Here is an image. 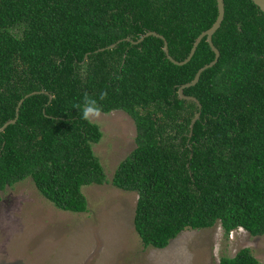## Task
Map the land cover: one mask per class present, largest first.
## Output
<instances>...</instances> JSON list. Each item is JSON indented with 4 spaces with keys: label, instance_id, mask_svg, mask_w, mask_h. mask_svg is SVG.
Returning <instances> with one entry per match:
<instances>
[{
    "label": "trees",
    "instance_id": "trees-1",
    "mask_svg": "<svg viewBox=\"0 0 264 264\" xmlns=\"http://www.w3.org/2000/svg\"><path fill=\"white\" fill-rule=\"evenodd\" d=\"M213 35L221 54L180 97L179 87L215 58L206 37L217 0H0V200L31 176L60 209L84 212L82 187L107 175L93 145L100 126L82 120L84 93L102 112L122 109L136 124V147L113 185L137 191L135 230L145 247L165 248L186 228L239 227L264 234V12L253 0H224ZM130 38L131 40H126ZM123 39L113 48H106ZM107 98L99 100L101 92ZM50 94L53 95L50 101ZM220 264H259L248 247Z\"/></svg>",
    "mask_w": 264,
    "mask_h": 264
},
{
    "label": "rangeland",
    "instance_id": "rangeland-1",
    "mask_svg": "<svg viewBox=\"0 0 264 264\" xmlns=\"http://www.w3.org/2000/svg\"><path fill=\"white\" fill-rule=\"evenodd\" d=\"M93 145L107 181L82 187L84 212L58 208L31 176L7 186L0 200V264H220L248 247L264 264V234L239 227L186 228L165 248L145 247L135 230L137 191L113 185L119 163L136 147V124L124 110L102 112Z\"/></svg>",
    "mask_w": 264,
    "mask_h": 264
},
{
    "label": "water",
    "instance_id": "water-1",
    "mask_svg": "<svg viewBox=\"0 0 264 264\" xmlns=\"http://www.w3.org/2000/svg\"><path fill=\"white\" fill-rule=\"evenodd\" d=\"M253 2L258 5L260 7V9L264 12V0H253ZM217 6H218V15H217V18L215 20V22L213 23V25L204 30L203 32H201L199 34V36L195 39V42L191 48V51L189 53V55L184 59V60H177L175 59L171 54H170V50H169V44H168V41L167 39L164 37V35H162L161 33H158L157 31H154V30H150V31H147L146 33H144L143 35L140 36V38H138L137 40H131L130 38H125L126 40H131L133 43L137 44V43H140L142 42L146 37L148 36H151V35H154V36H157V37H160L164 40V51L167 55V57L175 64L177 65H184L186 63H188L192 57L194 56L197 48H198V45L200 44V42L206 37L208 43L210 44V46L212 47V49L214 50L215 52V58L203 65L201 68H199V70L197 71L195 77L189 81V82H186L184 84H182L179 89H178V93L180 95V97L184 98V99H188V100H194L197 102L198 106H199V110L197 112V114L195 115V117L193 118L191 124H190V133L189 135L192 136L193 134V129H194V125L196 123V121L198 119H200V116H201V111H202V104L200 102V100L194 96V95H187L184 93V90L185 88H188V87H191V86H194L198 83V81L200 80V76L201 74L208 68L210 67H213L219 60V57H220V50L217 48V46L214 44V41H213V35L215 34V32L221 27L222 25V22L224 20V17H225V2L224 0H217ZM123 39L113 43V44H110L108 45L107 47H103V48H100L98 50H104L106 48H113L117 45V43H119L120 41H122ZM48 93L47 91L45 90H36V91H33V92H30L28 94H26L23 98H21V100L19 101L18 105H17V108H16V115L14 118L12 119H9L7 120L2 126H0V133L4 132L5 129L11 125V124H14L17 122L18 118H19V113H20V108L23 104V102L25 101L26 98L30 97L31 95H34V94H37V93ZM53 95L50 94V101L52 99Z\"/></svg>",
    "mask_w": 264,
    "mask_h": 264
},
{
    "label": "clouds",
    "instance_id": "clouds-1",
    "mask_svg": "<svg viewBox=\"0 0 264 264\" xmlns=\"http://www.w3.org/2000/svg\"><path fill=\"white\" fill-rule=\"evenodd\" d=\"M107 91L101 92L99 95V100L103 101L107 98ZM80 107L81 111V119L87 121L89 124L97 125L101 121L102 110L99 107L98 101L96 98H93L88 95V93H84L83 95V103Z\"/></svg>",
    "mask_w": 264,
    "mask_h": 264
},
{
    "label": "built area",
    "instance_id": "built-area-1",
    "mask_svg": "<svg viewBox=\"0 0 264 264\" xmlns=\"http://www.w3.org/2000/svg\"><path fill=\"white\" fill-rule=\"evenodd\" d=\"M232 231H233V230H232ZM232 231H231V232H232ZM231 232H230V233H231Z\"/></svg>",
    "mask_w": 264,
    "mask_h": 264
}]
</instances>
